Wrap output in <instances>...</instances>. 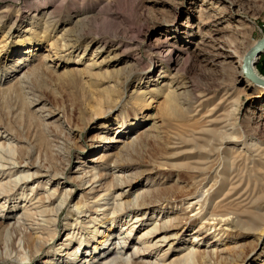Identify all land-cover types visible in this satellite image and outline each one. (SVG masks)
I'll return each instance as SVG.
<instances>
[{"label":"rangeland","instance_id":"rangeland-1","mask_svg":"<svg viewBox=\"0 0 264 264\" xmlns=\"http://www.w3.org/2000/svg\"><path fill=\"white\" fill-rule=\"evenodd\" d=\"M228 1L240 4L242 12L231 14L229 5L224 0H0V92L12 89L17 78H22L23 72L40 66L43 69L37 73L38 79L35 77L30 87L47 102L32 109L26 107L24 111L20 102L9 98V101H5L7 107L0 106V112L8 113L12 110L15 111V116L25 112L31 114L44 106L45 110L58 114L48 121L51 124L49 134L41 132L37 139L36 130L32 127L27 138L31 137L35 154L43 152L48 163L54 166L59 163L56 151H48V148L53 149L51 146L54 149L58 146L53 140L59 143L71 141L76 148L72 150L71 164L66 171L68 178L76 175L81 162L84 163L82 168H90L93 160L105 154L103 144L93 152L92 143L100 136L116 137V131L120 127L117 124H121L129 112L138 116L136 119L135 116L128 119L127 123L131 121V124L137 126L129 130L130 134L125 137V141L155 123L164 142L159 150L144 156L141 163L135 164V172L144 169L153 172L133 189V193L141 188L147 190L155 187V181L146 186L148 179L158 180L157 183L161 181L162 186L178 182L191 183L193 179L187 169L188 164H182L195 162L197 157L207 159L209 151L196 147L194 150L199 153L197 154L193 145L185 140L192 136L202 138V141H198L205 148L207 142L209 145L214 143L222 156L231 158L233 166L230 175L235 178L234 181L238 179L244 184L238 191L242 192L246 185L252 187L251 198L257 201L250 210L259 213L261 223L258 224L264 225V98H248L244 83L235 82L238 67L235 64L225 67L220 63H212L211 40L205 38L206 44L199 51L196 45L203 37L191 39L185 29L186 25L191 24L196 27L195 33L199 27L208 36L213 35L212 38L225 39L236 35L231 31L217 35L216 30L229 23L242 21L248 28L246 33L249 43H258L264 39V0ZM223 6L228 12V18L218 28L213 23L209 25L210 18L213 19ZM160 47L165 49L162 58L154 56L156 49ZM169 49L173 52L172 61L176 56L186 60L182 74H177L180 68L173 63L167 67L171 58ZM27 52L30 53L24 56ZM20 60L23 62L22 72L9 76L10 68ZM255 68L264 77V54L257 59ZM132 69L138 74L132 76L125 88H122L118 75ZM188 82L192 89L181 88ZM114 90L115 103L109 108L107 91ZM171 93L178 102L177 115L174 117L163 114L171 100ZM201 93L208 94L209 99L204 107L196 110L191 103L192 96L194 98ZM136 97L140 99L135 100ZM100 99L103 106L100 108L101 114L96 115L95 105ZM243 104L245 108L241 113ZM2 116L8 117L6 114ZM152 116L154 120L149 119ZM225 120L235 126L232 136L235 141L219 145L217 132L211 133L208 130L218 131L224 126ZM17 122L24 127V131L25 128H30L28 118L26 120L23 115L18 117ZM14 126L18 127L16 123ZM125 128L121 135L127 133L124 132ZM61 133H64L63 137L58 139ZM116 141L114 148L122 146L119 139ZM177 142H184L185 147L177 148ZM59 146L64 147L62 144ZM185 150L190 154H181L176 157L180 161H175L174 155ZM193 156V160L186 159ZM95 163H98L97 160ZM219 163L223 164L221 161L205 164L211 166V171L215 169L213 176L220 168ZM172 164L182 166L174 171L165 169ZM219 173L224 175L222 171ZM42 181L46 182V179ZM208 184L211 185L210 182ZM51 185L52 183L49 187H57L56 184ZM67 185L71 186L68 182ZM65 186L62 183L59 190ZM72 190L71 207L82 199V191L78 185H74ZM237 207L242 211L246 209L245 206ZM70 209L69 207L61 217L60 227L64 225ZM251 217L248 212L245 219ZM14 222L12 219L7 220L5 225H13ZM194 230L188 235L193 236ZM63 233L56 238L55 245L64 241ZM260 235L264 237V231L247 236L243 234L239 239L245 236L250 239L248 242L254 241L250 244L251 252L257 246L256 240ZM217 247L222 248L220 244ZM128 254L130 256L131 253ZM257 256L263 264L262 250L258 251ZM47 259L45 255L40 256L36 264H43ZM90 260H83L82 264H99L98 260H94L95 263ZM0 264L11 263L8 260Z\"/></svg>","mask_w":264,"mask_h":264},{"label":"bare ground","instance_id":"bare-ground-1","mask_svg":"<svg viewBox=\"0 0 264 264\" xmlns=\"http://www.w3.org/2000/svg\"><path fill=\"white\" fill-rule=\"evenodd\" d=\"M224 2L228 3L231 14L242 12V7L237 2L228 0ZM227 13L223 6L214 17L212 16L213 19L210 18L209 25L213 23L218 28L228 18ZM243 23L237 21L235 24L229 23L224 28L217 29V35L220 32L231 31L237 36L231 35L229 38H223L224 40L212 38L213 35L208 36L199 27L198 32L195 33L196 27L191 24L186 25L185 29L191 39L203 37L197 43L196 49L204 46L205 38H209L212 48L211 62L220 63L225 67L235 64L238 67V72H235V82L244 83L248 98L261 99L264 98V85L247 78L243 70L245 61L257 45L256 42H248L246 33L248 28ZM77 36L80 37L78 34ZM74 37H76L75 34ZM164 52V47H160L156 49L154 56L162 58ZM29 53H25L24 56ZM172 54L173 52L170 54L171 58L167 62V67L169 68L173 63L180 68L177 74H182L186 67V60L183 61V58L176 56L172 61ZM256 61L257 59L251 60L252 71L258 78L264 80V77L257 73ZM22 66V60L18 61L10 68L9 76L22 72ZM42 69L38 66L23 72L22 78H17V83L12 89L0 92V106H6L5 101H9V98L20 102L24 111L26 107L32 109L45 105L46 100L38 96L39 94L37 95L30 87L35 77L37 78V73H40ZM230 70H232L231 67ZM136 74L138 73L133 69L119 74L120 86L125 88L129 79ZM188 85H190L189 82L181 88L190 89L192 86ZM114 94L116 90L107 91L109 108L115 103ZM30 95L33 97L30 98ZM207 95L201 93L194 98L192 96V106H195L196 110L204 107L209 99ZM169 98L171 100L163 114L174 117L177 115L178 102L173 93ZM139 99L140 97L135 98V100ZM95 106L97 109L94 113L100 115L102 99L98 100ZM244 108L245 104L241 106V113ZM14 112L12 110L8 113L0 112V215L2 214L0 217V262L9 260L11 264H36L39 257L45 255L48 259L43 264H82L86 259H91L90 262L98 260L99 264H262L257 253L262 250L264 254L263 235L256 240L258 244L251 252H249L252 248L250 244L254 241L248 242L250 239L245 237L264 231V225L258 224L261 223V216L256 210H250L257 199L251 198L253 193L250 185H246L242 192L238 191L244 184L238 179L234 181L235 178L230 175L233 166L231 158L222 156L220 149L213 145L214 143L209 145L207 142L205 148L198 141L202 138L192 136L185 140L193 145V150L198 147L203 151H209L207 159L197 157L198 160L195 162L182 164H188L187 169L193 179L191 183L178 182L162 186L161 181L157 183L158 180L148 179L146 186L155 181V187L147 190L141 188L137 193H133V189L153 172V170L145 169L135 172L133 170L135 164L141 163L144 156L159 150L164 142L155 123L125 141V137L130 134L129 130L137 126L131 124V121L127 123L128 119H132L133 116L136 119L138 116L134 112H129L125 120L117 124L120 127L116 131V137L100 136L92 143L93 152L100 148L101 144L106 149L105 154L95 159L98 163L93 160V166L82 168L84 163L81 162L82 165L78 168L76 175L68 178L66 171L71 164L72 150L76 148L71 141L59 143L53 140L54 143H58L57 150L51 146L53 149L48 148V151H56L55 156L60 163L54 166L48 163L43 152L35 154V146L30 141L31 137L27 138L32 127L36 130L37 139L41 136V132L49 134L51 124L48 121L58 114L45 110L44 106L31 114L25 112L15 116ZM5 114L8 115L7 118L2 116ZM20 115L25 116L26 120L28 118L30 128H25V131L24 127L17 122ZM149 119L154 120L153 116ZM14 123L20 127H15ZM123 128L127 133L121 135ZM208 131L217 132L219 145L235 141L232 137L235 126L227 121L218 131ZM61 134L58 139L63 137L64 133ZM117 139L122 146L114 148V145H117ZM59 144L64 147L61 148ZM177 144L179 149L185 147L184 142H177ZM194 151L199 154L196 150ZM181 154L190 153L186 150L176 153L174 160L180 161L176 157ZM193 158L194 156L186 159L189 161ZM217 161L223 164L219 163L220 168L213 176L215 169L211 171V166L205 164ZM182 165L172 164L165 169L174 171ZM107 170L110 172L108 173ZM219 171L224 172V175ZM44 178L46 182L42 181ZM67 182L71 186L67 185ZM50 183L56 184L57 187H49ZM62 183L67 186L59 190ZM74 185L80 187L82 199L71 207ZM237 206H245L246 209L242 211ZM69 207L71 208L68 211L69 215L64 220V225L60 227L61 217ZM248 212L252 217L245 219ZM11 219L15 221L14 224L5 225L6 221ZM193 230V236L188 235ZM62 233L65 237L64 241L55 245L56 238H59ZM243 234L245 236L239 239ZM189 237L192 238L188 239ZM219 244L222 248L217 247ZM128 252L131 253L130 256ZM123 254L127 255L126 258Z\"/></svg>","mask_w":264,"mask_h":264},{"label":"water","instance_id":"water-1","mask_svg":"<svg viewBox=\"0 0 264 264\" xmlns=\"http://www.w3.org/2000/svg\"><path fill=\"white\" fill-rule=\"evenodd\" d=\"M264 54V39L260 40L255 48L252 50L250 56L247 58V60L244 63V73L247 78L250 80L257 82L258 84L264 85V80L261 78H258L254 72L252 71V66H251V60L252 59H258L261 55Z\"/></svg>","mask_w":264,"mask_h":264}]
</instances>
